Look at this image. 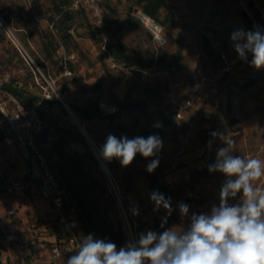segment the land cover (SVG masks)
I'll return each instance as SVG.
<instances>
[{"label":"rangeland","instance_id":"obj_1","mask_svg":"<svg viewBox=\"0 0 264 264\" xmlns=\"http://www.w3.org/2000/svg\"><path fill=\"white\" fill-rule=\"evenodd\" d=\"M167 1L173 9V17L164 25L161 20L167 15V10L162 12L160 23L165 27L168 44L161 49L155 45L141 25L129 24V18H132V15L128 13L130 2L128 3L126 0H103V19L106 16L107 20L103 21L102 27L106 25L111 33L115 32L119 25L124 27L115 38L108 39L105 37L108 44L120 42L128 46L129 54L148 61H156L160 56L164 57L166 63L161 67L175 66L176 72L179 69L183 70L185 63H193L194 65L191 70L193 72V85L190 86L191 89L188 92H185L182 99L188 100L201 92L200 100L191 108L192 112L190 111V117L186 118V123H183L180 128L173 124L175 127L171 126L161 139L162 142L173 140L175 146L171 149L165 148L163 152H158L156 157L148 158L146 161L150 162L158 156H162V161H168L179 153L191 154V157L194 158L193 161H200L205 164L215 161L217 150L227 145L219 137L213 138L210 135L212 132L223 133L234 141L232 145L233 155L264 160V70L252 73V75L246 73L245 77L242 73L241 80H235L230 76L229 79H222L218 82H205L203 86L200 73L201 63L205 59L211 58L217 61L216 58H213L215 54L207 35L212 33L228 48L229 42H231L230 35L233 31L238 29L253 31L257 28L264 30V0ZM38 2V6H35L34 0H0V14L16 31L18 38L43 75H35L31 72L32 76H29L28 70L32 71L31 68L25 61L23 63L17 62L18 58L11 64L7 62L14 51L17 54L18 52L5 36V41L0 44V78L9 77L10 81L16 80L21 85L26 86L29 98L28 106L41 103L40 112L48 127L53 129L56 124L61 126L76 125L62 103L61 105L50 104L52 101L45 99V95L51 92L50 85L59 93L67 105L68 103L84 105L81 100L85 99L89 89H93L95 85L99 88L97 92L100 93L98 96L100 99L118 105L115 102L113 88L115 84L121 82H126L127 96L134 99L138 97L146 99L147 111L144 116L135 118L131 123L123 122L122 118H114L112 121L106 120L99 123L96 128H90V133L86 129L89 123L82 124L80 122L93 140L96 149L104 145L109 134L115 135L117 138L127 136L131 139L139 136L145 127L152 129L154 125L162 123L163 109L168 108L167 92L169 87L166 81L163 79L152 81L153 79L146 78L133 69L111 70L101 52L100 44L89 39L88 31L79 26L82 21L81 18H78L72 27L73 39L69 48L66 50L61 47L57 53L58 57H63L64 61H70L71 66L52 71L51 64L46 62L47 73H45L36 61V58L40 57V35L38 31L39 29L45 32L50 31L54 35H57V31L47 20L50 16L48 12L49 1L38 0ZM256 11L259 14H256ZM243 13L248 16L247 22L244 20ZM89 19L96 27L95 22L91 18ZM234 53L237 54L235 50ZM179 65L182 67L179 68ZM65 69H67L68 74L65 73ZM64 78L68 79L69 82L72 79H79V81L69 83L65 93L61 95L60 90ZM249 81L255 83L246 88L245 85ZM88 87L90 88L88 89ZM155 87L158 89L153 92ZM196 114L198 117L202 115L200 121L192 119ZM150 119H153V122H149ZM136 122L137 125L134 126ZM182 137L189 138L188 143H185ZM8 138L15 141L13 135L8 136ZM209 140L213 141L211 147L208 146ZM4 146L5 135L0 129V158ZM205 146H208L211 152H206L204 156L198 157L197 151L203 150ZM69 150L81 153L84 151L79 145H74ZM142 160L144 158L138 155L131 165L123 167L117 159L114 162L115 177L112 176L113 184L106 176L108 189L113 196H115L113 185L120 195L127 196V198H121L122 206L117 201L119 217L123 222L127 237L128 226L125 223L123 210L134 232L135 229L149 222L145 214L149 201V197L146 195V185L144 186L138 181L141 173L143 172L147 177L150 174H158L159 179L160 177L164 179L166 176L164 173L166 169L152 173L143 170L140 168ZM148 163L144 166L146 169ZM21 168L20 165L19 167H7L0 170V260L7 254L5 248L7 235L15 234L17 238L16 243L10 248L9 264H18L31 251L41 252L42 245L51 244L56 236L55 227H51L50 223L49 226L47 224V221L52 217L51 207L36 191H31L33 189L31 186L28 185L30 188L22 196H8L6 194L1 175L19 178L22 174ZM182 178L180 185L183 187V194L178 198L176 204L179 205L183 202L189 205V217L192 213H210L213 205L218 206L220 188L225 180L222 173L214 172L212 178L198 180L197 177L194 178L193 176L189 182H186L184 175ZM163 182L168 184L169 181L164 179ZM257 183L264 186V177H261ZM187 196H192L197 201L187 202L185 200ZM238 199L239 197H237ZM198 200H201L202 205L208 202L210 207L208 209L200 207ZM235 202L236 200L229 201V203ZM13 207L17 209V216L9 218L7 212ZM152 207L154 208L155 204ZM134 208H138V215H133L132 210ZM172 215L174 221L180 220L178 224L183 222L189 225V218H181L179 210L176 215Z\"/></svg>","mask_w":264,"mask_h":264},{"label":"clouds","instance_id":"obj_2","mask_svg":"<svg viewBox=\"0 0 264 264\" xmlns=\"http://www.w3.org/2000/svg\"><path fill=\"white\" fill-rule=\"evenodd\" d=\"M230 39L241 60L250 53L251 66L264 68V30L238 29ZM210 135L227 145L217 150L215 162L209 165V172L225 177L218 206L213 205L210 213H192L189 217V205L181 202V218L190 220L186 228L174 225L159 233L142 232L119 249L115 243L90 234L81 239L76 254L66 264H264V186L257 183L264 177V160L233 155L232 139L218 132ZM212 143L209 140L208 146ZM161 148L158 135L129 139L109 134L100 156L108 162L118 159L127 167L137 154L148 159L156 157ZM158 163V159L150 160L147 171L154 172ZM150 198L154 210L163 207L171 215L170 198L158 191H153ZM132 211L139 214L138 208Z\"/></svg>","mask_w":264,"mask_h":264},{"label":"trees","instance_id":"obj_3","mask_svg":"<svg viewBox=\"0 0 264 264\" xmlns=\"http://www.w3.org/2000/svg\"><path fill=\"white\" fill-rule=\"evenodd\" d=\"M47 1H49L50 3V7L48 9L50 16L47 18V20L49 21L50 25H52L53 28L57 31V35H54V33L50 31L45 32L41 29H39L38 31L40 35V57L36 58V61L45 73H47V67L45 65L46 62H49L51 64L52 71H58L59 69L70 65V61H64L63 57H58L57 53L61 47H64L66 50L69 48V44L73 39V35L71 33L72 27L78 18L82 19L79 26L85 28L88 31V38L93 40L95 43L100 44L101 52L103 44L106 43L109 52L122 68L133 69L144 75V71L153 69L165 70L173 67H161L166 63L164 57L160 56L156 61H148L129 54L128 46L120 42L116 44H108L105 37H107L108 39L115 38L116 35L123 30V25H119L115 32L111 33L110 29L106 25H104V27L102 28L98 27L97 25L95 27V25H93V23H91L89 19H92V17L85 10L73 9L72 5L75 0ZM126 1L128 3H131L128 9V13H133V16L137 10H143L148 15L160 22L162 12L164 10H167V15L164 17V19L161 20L164 25H166L168 21L173 17V9L167 0ZM38 4V0H34V5L38 6ZM256 14H259V12L256 11ZM243 17L247 22L248 16L246 15V13H243ZM105 20H107L106 16L103 21ZM5 38L6 37L0 32V44L5 41ZM17 58V62H24V59L20 56V54H17L15 51L7 59V62L11 64ZM28 74L29 76H32V73L29 70ZM78 81L79 79H72L69 82L68 79L64 78L62 80V87L60 90L61 95L65 93L69 83H76ZM254 83V81H249L245 85V87L249 88L253 86ZM5 89L9 93L13 94L23 105L28 106L29 98L26 86H23L18 81L13 80L6 85ZM53 103L61 105V102L56 98L54 99V101L50 102V104ZM99 103L100 102L95 101L83 107L68 103V106L71 108L73 113L77 116L82 124L93 121H104L107 119H110L112 121L114 120V118H122L123 122H125V116L127 113L138 111L142 114H145L147 111L146 100L138 98L134 99L130 98V96H127L122 102L117 105L120 109V112L117 116L105 117L100 113ZM136 125L137 122L134 124V126ZM86 129L88 133H90V127L88 126ZM165 129L166 124L164 123L160 127L143 130L139 134V136H143L146 138L149 135H158L162 139L165 134ZM37 143L40 150L46 156L50 168L57 177L60 183V187L65 192V207L67 209H75L77 211L83 237L91 234L96 239L108 240L115 243L118 249L124 246L126 242L130 241L129 237H127V235L125 234L123 222L119 217L116 197L113 196L108 189L106 174L101 169L96 154L91 149L87 139L80 131V129L76 125L61 126L56 124L53 129H51L47 125V128L43 131V133L37 137ZM73 145H79L83 148L84 151L82 153L79 151L71 152L69 149ZM101 148L102 146L98 147L97 149L99 155ZM102 160L106 163L111 177H115L114 162L117 159H113L110 162L105 161L103 158ZM214 162L215 161L209 162L207 166L202 170H195L192 173V177H197V180L203 178H212L214 172H209V165L213 164ZM19 165L25 166L23 161H20L17 166ZM147 178L151 193L153 191H158L159 193H162L165 198H170L171 207L174 211L176 201L183 194V187H181L180 185L177 188L172 189L165 183H160L158 174L150 175ZM120 196L122 199L127 198L126 195L121 194ZM185 200L187 202H191L195 199L192 196H187L185 197ZM153 204L154 202L151 200L149 195V201L147 202L148 207L145 210L147 211L152 208ZM160 209H163V207H161ZM49 223L50 222L47 221L48 226ZM169 224L170 220L168 219L155 218L153 226L150 230L159 233L165 230ZM51 227L54 226L51 225ZM142 232L143 225L135 229V234L137 237Z\"/></svg>","mask_w":264,"mask_h":264},{"label":"built area","instance_id":"obj_4","mask_svg":"<svg viewBox=\"0 0 264 264\" xmlns=\"http://www.w3.org/2000/svg\"><path fill=\"white\" fill-rule=\"evenodd\" d=\"M72 8L75 10H85L92 17L98 27L103 26L102 0H75ZM134 17L149 33L152 41L158 48H164L168 44L165 28L159 21L143 10H137L134 13ZM0 31L12 42L17 49V52L31 68V72L35 75H43L18 38L16 31L12 29L1 14ZM207 38L211 43L214 54L222 63L220 78L231 76L235 80H241L242 72L247 68H249L253 74L264 70V68L257 70L251 66L252 56L250 53L246 60H241L237 54L230 55L224 48L222 41L212 33L208 34ZM102 53L106 57L111 70L118 71L123 69L109 52L106 43L102 46ZM174 72H176V68L171 67L165 70H148L144 71L143 74L148 78L160 76L166 79L169 87L167 92L168 108L163 109V114L164 116L173 115V124L177 128H180L183 123H186L185 113L193 108L196 102L200 100L199 95L201 92L190 100L180 103L176 98V93L173 88L172 74ZM65 73L68 74L67 69H65ZM205 81H207V79L202 78V86ZM10 82L9 77L0 78V129H2L5 135V146L0 158V170L1 168L15 167L20 161H23L25 166L24 173L19 178L1 175L3 188L8 196H22L25 195L28 185L34 187L39 196L51 207L52 217L49 222L55 227L56 232L54 241L51 242V244L42 245L41 252L35 250L31 251L30 254L18 264H66L67 259L76 254L75 251L78 249L79 242L83 238L77 211L65 207V192L60 187L57 177L50 168L46 156L40 150L37 143V137L47 128L46 121L40 112L41 103L32 106L23 105L13 94L5 89L6 85ZM50 89L51 92L48 93V95H45V99L54 101L56 98L63 104V106L65 105L69 108L53 86L50 85ZM99 110L102 116L105 117H115L120 112L117 105L105 101L99 103ZM69 114L75 121L76 125L80 124L82 126L71 109ZM138 116H144V114L138 111L127 113L125 116V122L131 123L132 120ZM196 121H200V119L197 118ZM10 135L15 137V141H11L8 138ZM182 139L185 143H188L189 141V138L187 137H182ZM206 152H211V149H209L208 146H205L203 150L197 151V156L202 157ZM247 158H249V156H247ZM113 187L115 197L122 206L121 196L114 185ZM123 212L125 215L126 226H128L129 240H135L137 239V236L133 231L124 210ZM7 214L9 218H14L17 216V209L13 207L7 212ZM16 241L17 238L15 234L7 235L5 245L7 254L2 260H0V264H9L8 259L10 256V248L11 245L16 243Z\"/></svg>","mask_w":264,"mask_h":264},{"label":"crops","instance_id":"obj_5","mask_svg":"<svg viewBox=\"0 0 264 264\" xmlns=\"http://www.w3.org/2000/svg\"><path fill=\"white\" fill-rule=\"evenodd\" d=\"M192 2L195 1V0H191ZM202 2H204V0H200ZM206 2V1H205ZM132 15V18L130 17L129 18V24L130 25H133V26H137V25H140L137 20L134 18L133 16V13L130 14ZM148 33V32H147ZM224 48L231 54V55H235L234 53V48H233V44H232V41L229 42V47L227 48L224 44H223ZM103 54V53H102ZM105 58V61L107 62L106 60V57L104 56ZM213 58H216V60H213L211 58L209 59H205L202 63H201V75H202V78H206L207 81L205 82H218L222 79H229L230 77L227 76L225 78H220V70L222 68V63L220 62V60L215 56L213 55ZM108 64V62H107ZM185 68L183 70H178V72H175L172 74V80H173V86H175V93H176V98L177 100L181 103V102H184V101H187V100H183L182 99V96L185 95V92H188L191 85H193V81H192V78H193V72H191V70L194 68V65L193 63H185ZM109 66V64H108ZM181 68L182 65H179ZM175 67V66H173ZM189 67V68H187ZM110 68V66H109ZM176 68V67H175ZM186 69V70H185ZM188 69V70H187ZM121 70H125V68L121 69ZM119 71V70H118ZM176 71H177V68H176ZM243 76L245 77L246 73H249L252 75V72L249 68L243 70L242 72ZM158 77V78H157ZM157 77H151L149 79H153L152 81L154 80H165V78L163 77H160V76H157ZM148 78V77H146ZM207 83V84H208ZM87 84V83H86ZM166 84H167V81H166ZM90 87H88L89 89ZM94 89V90H93ZM93 89H89V92L88 94L86 95L85 99L84 100H81V103H83L84 105H81L80 103H78L79 106L83 107V106H87L89 104H91L92 102H95V101H98V102H101L103 101V99H100L98 96H100V93L97 92L98 91V87L97 85H95L93 87ZM114 97L116 99V103L119 104L120 102H122L126 97H127V94H128V87L126 86V82H121L119 84H115L114 86ZM158 89V87H155L153 92L156 91ZM139 98V97H138ZM145 98V97H144ZM139 99H143V98H139ZM191 99V98H190ZM188 99V100H190ZM143 100H146V99H143ZM106 102V101H105ZM110 103V102H109ZM113 104V103H112ZM116 105V104H115ZM191 109H189L186 113H185V120L186 118L190 117V114H191ZM206 112V111H205ZM205 114V113H204ZM202 115H200L201 117ZM163 117V116H162ZM200 117H198V115H194V117L192 119H196L199 118L201 119ZM108 121H110V119H107ZM173 120H174V117L173 115H170V116H164L163 117V120H162V123L160 125H154L153 128H156V127H160L161 125H163L164 123L166 124V129H165V132H167V130L171 127V126H174L173 125ZM106 121V120H104ZM104 121H93V122H89V127L90 128H96L97 126H99V123H102ZM149 122H153V119H150ZM175 127V126H174ZM146 127L143 129L145 130ZM112 132V131H111ZM162 148L160 149L159 152H163V150L166 149H171L173 146H175V143L173 140L171 141H167L166 142H162ZM74 146V145H73ZM139 155V154H138ZM137 155V156H138ZM140 156V155H139ZM142 157V156H140ZM162 156L161 157H157L155 159H158L159 163H158V167L154 170L156 172H159V170H164V173L166 174V176L164 177L165 180L169 181L168 185L170 188L172 189H175L177 188L178 186H180V181L183 180V175L185 176V180L186 182H189L192 178V172H194L195 170H202L204 169L207 164H205L204 162H200V161H193L194 158L191 157V154H177L176 156H174L172 159L166 161V160H163L162 161ZM141 161V160H140ZM149 161H146V159L144 158V160H142V162H140V165L141 167L140 168H143V170H147L144 166L146 163H148ZM142 163V164H141ZM20 166V165H19ZM17 166V167H19ZM163 167V168H162ZM21 175H23L24 173V166H22L21 168ZM151 175V174H150ZM163 178L160 177L159 179V182L160 183H164ZM138 181L140 183H142L144 186L146 185V195L149 197V195L151 194V190H150V187H149V182H148V178L147 176L142 172L141 173V176L140 178H138ZM30 187H28L29 189ZM33 189H31V191H36L37 190L32 187ZM38 193V192H37ZM197 200V199H195ZM200 201V203H198V205L204 209H208L210 207L209 203L206 202L205 204L202 205V202L201 200H198ZM202 205V206H201ZM155 207L153 208H150L149 210H147L145 212L147 218H148V223H146V225L143 226V232H146V231H149L152 226H153V222H154V219L155 218H159V219H168L170 220V224L167 226V228H170L172 226H182V227H187L188 224H185V223H180V220H177V221H174L173 220V215H176L177 212H178V205L175 204V208H174V211L171 213V215H169L165 210L163 209H158V210H154ZM202 209V210H204ZM51 210V208H50ZM166 228V229H167Z\"/></svg>","mask_w":264,"mask_h":264},{"label":"water","instance_id":"obj_6","mask_svg":"<svg viewBox=\"0 0 264 264\" xmlns=\"http://www.w3.org/2000/svg\"><path fill=\"white\" fill-rule=\"evenodd\" d=\"M64 107H65V109L68 111V113H70V108H68V107L65 106V105H64ZM77 126H78V128L80 129V131L83 133V135L85 136V138L87 139V141H88V143H89L91 149H92V150L94 151V153L96 154V157H97V159H98V161H99V164H100V166H101V169L104 171V173L106 174V176L110 179V181L113 182V181H112L111 174H110V172H109V170H108V167H107L106 163H105V162L102 160V158L100 157V155H99L97 149L95 148L94 143H93L92 140L90 139L88 133L86 132V130H85L80 124H78Z\"/></svg>","mask_w":264,"mask_h":264}]
</instances>
